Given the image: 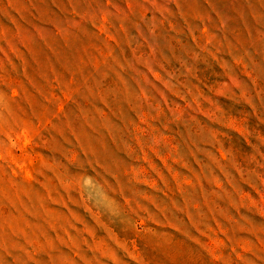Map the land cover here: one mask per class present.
Returning <instances> with one entry per match:
<instances>
[{"label": "rangeland", "instance_id": "374dc122", "mask_svg": "<svg viewBox=\"0 0 264 264\" xmlns=\"http://www.w3.org/2000/svg\"><path fill=\"white\" fill-rule=\"evenodd\" d=\"M0 264H264V0H0Z\"/></svg>", "mask_w": 264, "mask_h": 264}]
</instances>
